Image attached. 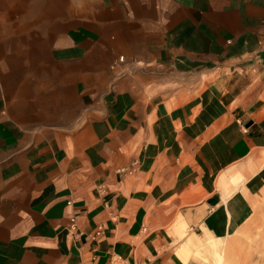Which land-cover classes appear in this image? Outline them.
<instances>
[{
	"label": "crops",
	"instance_id": "1",
	"mask_svg": "<svg viewBox=\"0 0 264 264\" xmlns=\"http://www.w3.org/2000/svg\"><path fill=\"white\" fill-rule=\"evenodd\" d=\"M113 2L60 106L1 99L0 264H206L264 201V0Z\"/></svg>",
	"mask_w": 264,
	"mask_h": 264
},
{
	"label": "rangeland",
	"instance_id": "2",
	"mask_svg": "<svg viewBox=\"0 0 264 264\" xmlns=\"http://www.w3.org/2000/svg\"><path fill=\"white\" fill-rule=\"evenodd\" d=\"M112 5L113 0H0V102L16 97L24 105L26 94L30 99L44 86L50 90L38 92L37 102L42 96L60 106L62 91L54 85L75 68L68 60L71 47L89 43L81 39L84 33H90L93 45L104 44L108 35L113 39L111 30L120 25L112 21ZM225 239L223 246L211 245L220 260L206 251L196 257L206 264H264V201L244 227Z\"/></svg>",
	"mask_w": 264,
	"mask_h": 264
},
{
	"label": "built area",
	"instance_id": "3",
	"mask_svg": "<svg viewBox=\"0 0 264 264\" xmlns=\"http://www.w3.org/2000/svg\"><path fill=\"white\" fill-rule=\"evenodd\" d=\"M75 216H72L70 218V222H69V225L67 226V229L70 230V231H73L75 230ZM100 233V229H98V231L95 233V235L99 234Z\"/></svg>",
	"mask_w": 264,
	"mask_h": 264
},
{
	"label": "bare ground",
	"instance_id": "4",
	"mask_svg": "<svg viewBox=\"0 0 264 264\" xmlns=\"http://www.w3.org/2000/svg\"><path fill=\"white\" fill-rule=\"evenodd\" d=\"M218 251V250H217Z\"/></svg>",
	"mask_w": 264,
	"mask_h": 264
}]
</instances>
